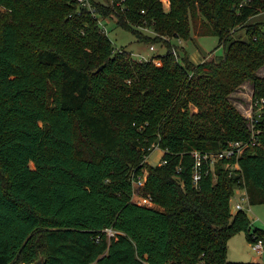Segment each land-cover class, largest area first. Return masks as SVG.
<instances>
[{
    "label": "trees",
    "instance_id": "trees-1",
    "mask_svg": "<svg viewBox=\"0 0 264 264\" xmlns=\"http://www.w3.org/2000/svg\"><path fill=\"white\" fill-rule=\"evenodd\" d=\"M166 1L0 0V264H258L226 252L239 233L264 245L230 209L238 189L264 204V131L192 176L193 153L250 142L231 95L249 82L252 102L264 97V22L249 23L264 0ZM107 18L137 40L150 28L154 43L216 37L223 57L194 64L167 42L160 65L139 61L100 31Z\"/></svg>",
    "mask_w": 264,
    "mask_h": 264
},
{
    "label": "rangeland",
    "instance_id": "rangeland-1",
    "mask_svg": "<svg viewBox=\"0 0 264 264\" xmlns=\"http://www.w3.org/2000/svg\"><path fill=\"white\" fill-rule=\"evenodd\" d=\"M98 2H102L107 4L106 0H96ZM164 9L168 8L167 1L163 0ZM0 11L2 9L0 8ZM106 26L108 28V39L112 43V45L116 49H123L124 51L132 54V55H142L145 58H154L158 56H163L166 52L165 45L166 43H170V49L175 50L176 57L179 59V52L183 47L184 51L188 54L189 59L194 64L195 61H199L203 56H214L223 57V48L220 47L216 49L217 38L212 36L199 37L194 36L192 40L183 42V41H174V39H162L160 43L152 42L154 37V33L150 28L136 26L135 28L145 36H149V40H137L135 36L129 32L119 28L116 25V19L107 18ZM264 22V14L254 18L249 21V23L253 22ZM236 37H241L245 39L244 30H239L236 34ZM235 37V38H236ZM167 43V44H168ZM153 47L154 51H150L149 47ZM179 47V48H178ZM258 75L264 77V66L258 71ZM231 103L237 108V110L248 120V116L251 111L252 104V85L247 82L242 87H240L236 92L231 95ZM163 152L158 148L154 147L150 155L146 158V163L155 166L160 163ZM239 197L235 196L231 200V204L238 201ZM244 212L246 213L250 224L251 231L257 229L261 232H264V204H257L250 206L246 205ZM235 213V212H233ZM254 257H260L262 259V264H264V245L261 254L255 253L248 243L246 239V235L244 233H239L233 236L227 243V252L226 258L227 261L232 263H251V259Z\"/></svg>",
    "mask_w": 264,
    "mask_h": 264
},
{
    "label": "built area",
    "instance_id": "built-area-1",
    "mask_svg": "<svg viewBox=\"0 0 264 264\" xmlns=\"http://www.w3.org/2000/svg\"><path fill=\"white\" fill-rule=\"evenodd\" d=\"M166 1V0H165ZM76 2L80 3L81 5L85 6L88 5L87 0H76ZM98 26L100 31L105 34L106 36L108 35V28L106 26V20H98L97 21ZM180 42V40H177ZM150 51H154V48L151 46L149 47ZM172 54L176 57L175 50H171ZM132 57L136 58L139 61H152L156 65H160V61L157 60V57L154 58H145L142 55H132ZM177 58V57H176ZM264 112V97L259 98L255 102H252L251 104V111L249 114L248 118V128L251 132V138L249 143H243V142H234L228 144V146L221 150L218 153L211 154V155H203L201 156L197 152L193 153L195 164H194V170H193V182L196 183L199 178H200V167H201V160H210L211 163L217 162L222 159H229V158H238L245 150V148L248 145H254L257 140V136L264 131V128L261 130L259 129L260 127V120L262 118ZM264 127V126H263ZM161 162V160H160ZM160 164V163H159ZM147 172L144 171L142 175L137 176L136 178L132 179V186L133 189L135 190L138 187H141L145 184ZM238 196L239 199L235 203L231 204L230 201V209L231 212H238V211H244L246 205H248V197L245 193L244 190H235L234 195L232 199ZM231 199V200H232ZM131 202L138 206H145V207H153V203L150 197H144V196H139L137 195L134 191L131 197ZM233 213V214H235ZM104 234L106 235L107 238H111L115 235V232L112 229H105ZM99 237H97V240ZM251 249L257 253L261 254L262 249H263V244L261 241H257L254 243L250 244Z\"/></svg>",
    "mask_w": 264,
    "mask_h": 264
},
{
    "label": "crops",
    "instance_id": "crops-1",
    "mask_svg": "<svg viewBox=\"0 0 264 264\" xmlns=\"http://www.w3.org/2000/svg\"><path fill=\"white\" fill-rule=\"evenodd\" d=\"M194 37H195V36H194ZM216 46H217V45H216ZM217 49H218V48H217ZM205 58H207V56H206V57L203 56L202 59H199V61H195V63L199 64V63H201ZM214 59H215V58H214ZM221 59H222L221 57H216L215 61H216V62H219V61H221ZM245 83H247V82H245ZM245 83H244V84H245ZM244 84H243V85H244ZM243 85H242V86H243ZM242 86H241V87H242ZM252 94H253V88H252ZM250 262H251V263H258V264H262V263H263V262H262V259H261L260 257H254V258L251 259Z\"/></svg>",
    "mask_w": 264,
    "mask_h": 264
},
{
    "label": "water",
    "instance_id": "water-1",
    "mask_svg": "<svg viewBox=\"0 0 264 264\" xmlns=\"http://www.w3.org/2000/svg\"><path fill=\"white\" fill-rule=\"evenodd\" d=\"M18 264H25V263H18ZM30 264H45V258L43 256H40L35 262Z\"/></svg>",
    "mask_w": 264,
    "mask_h": 264
}]
</instances>
